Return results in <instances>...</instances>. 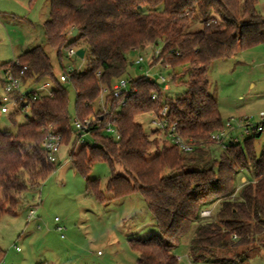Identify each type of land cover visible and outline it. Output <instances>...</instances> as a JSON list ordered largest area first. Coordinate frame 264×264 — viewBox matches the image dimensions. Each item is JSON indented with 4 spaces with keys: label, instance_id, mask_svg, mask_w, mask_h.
Returning <instances> with one entry per match:
<instances>
[{
    "label": "trees",
    "instance_id": "trees-1",
    "mask_svg": "<svg viewBox=\"0 0 264 264\" xmlns=\"http://www.w3.org/2000/svg\"><path fill=\"white\" fill-rule=\"evenodd\" d=\"M256 4L257 0H50L42 30L62 73H67L62 49L88 51L86 71L71 70L65 82L74 90L79 119L94 113L102 87L111 88L124 76L133 50L158 47L160 54L154 61L169 68L187 67V91L174 100L160 93L156 81L143 76L130 79V94L120 98L123 104L115 112L119 140L104 135L102 126L109 117L98 109L96 116L102 118L90 132L93 144L81 145L69 158L76 172L86 178L85 192L98 203L133 193L146 201L160 236L129 241L137 253L135 264H179L175 250L193 225L188 243L192 264H243L254 243L264 248V151L257 156L253 150L259 133L247 136L243 145L236 142L219 153V148L213 150L210 137L222 130L223 123L217 102L209 94L207 75L214 61L264 45V16ZM193 16H198L201 27L189 31ZM16 59L15 73L26 68L23 85L48 78L55 89L50 97L36 100L31 99L32 93L24 98L17 92L8 94L18 103V112L29 110V118L15 132L0 131V214L9 215H16L19 196L28 185L38 187L56 168L40 146L44 136L58 134L60 145L65 141L73 146L82 135L72 126L67 89L55 76L49 55L36 46ZM175 79L173 74L170 81ZM153 93L156 100L151 99ZM116 101L106 95L108 112L116 110ZM163 106L178 134L193 141L191 153L181 152L166 140L158 147L137 121L140 114ZM95 162L106 163L110 170L103 190L97 179H87ZM117 166L124 175L115 173ZM244 172L247 178L237 187V177ZM213 205L217 206L213 215L200 216Z\"/></svg>",
    "mask_w": 264,
    "mask_h": 264
},
{
    "label": "rangeland",
    "instance_id": "rangeland-1",
    "mask_svg": "<svg viewBox=\"0 0 264 264\" xmlns=\"http://www.w3.org/2000/svg\"><path fill=\"white\" fill-rule=\"evenodd\" d=\"M49 9L50 0H0V66L5 62L14 61L24 51L41 46L51 59L55 76L59 78L64 74L57 65L55 51L44 41L42 24L49 18ZM256 9L264 16V0H257ZM190 22L189 31L201 27L198 16H193ZM67 35L70 36V33ZM260 48L264 50V45L258 49ZM72 49L75 51L78 48ZM68 50H61V62L66 72L68 69L78 73L85 72L88 68V51L86 50L80 58L76 55L68 56ZM159 52L160 48L152 49L150 46L131 51L122 79L127 82V87H130L129 80L138 76L149 77L156 82L163 78L164 81L158 84V88L164 97L169 100L183 97L187 91V67L169 68L160 60L154 61ZM251 52L252 50H243L232 58L216 60L207 69L208 91L217 102L224 132L228 130V122L232 127L245 120L254 125L259 115L264 113V54ZM138 57H141L142 61L137 65L134 61ZM173 74L176 75L174 82L170 81ZM4 75V69L0 67V107L7 108L5 113L0 111V131L15 132L17 125L25 123L29 118V110L26 108L18 112V103L12 100L3 101L6 95ZM44 82H48L49 87L46 90H38ZM61 84L67 89V109L72 121L76 118L75 93L67 83ZM20 89L24 92L35 90L39 97H50L49 93L55 89V84L46 78L38 84H22ZM102 90L104 91V88L100 89V94L94 102V113L85 116L91 120L101 119L96 116L98 109L102 114L108 109L105 106L106 95L102 94ZM117 119L118 116L111 120ZM136 119L145 134L155 138L160 147L165 141L163 134L157 131L150 134L153 131L147 115L140 114ZM254 133L250 130V135ZM118 134L120 136L119 131ZM82 135L81 142L77 139L73 146H69L65 141V145H60L54 172L38 187L28 185L26 191L20 194L19 205L15 208L16 215L0 214V264H135L137 253L130 248L129 241L160 236L146 201L139 193L107 203H98L87 195L86 178L76 172L69 159L71 153L77 152L81 145L93 144L90 134ZM229 138L236 139L243 145L247 136L243 134L242 129L234 128L228 133L226 140ZM212 148L214 151L218 149L214 144ZM253 150L257 156L264 151V132L253 139ZM220 151L222 150L218 149L217 153ZM115 173L124 175L119 166L115 168ZM110 175L106 163L95 162L87 179H97L103 190ZM241 176L247 178L245 172L238 175L237 187L242 182ZM216 208L217 206L213 205L208 209L210 216ZM30 210H34L32 217H29ZM55 218L58 220L55 221ZM57 226L62 227V231H57ZM194 227L195 225L183 236L175 250L179 264H192L188 257V243ZM252 247L255 249L249 253L243 264H264V248L259 247L257 243Z\"/></svg>",
    "mask_w": 264,
    "mask_h": 264
},
{
    "label": "built area",
    "instance_id": "built-area-1",
    "mask_svg": "<svg viewBox=\"0 0 264 264\" xmlns=\"http://www.w3.org/2000/svg\"><path fill=\"white\" fill-rule=\"evenodd\" d=\"M67 53H68V56L75 55V51L73 49H69ZM141 61H142V58L138 57L134 61V64L138 65L141 63ZM17 65H18V60L15 59L14 61H12L10 65L3 68L4 74H5L4 77L6 81L4 85V90L6 92V95L3 97V101L7 102V101L12 100V102L16 103L15 99L11 98L8 95L11 92H17L21 98H24L26 93H32V97H31L32 100H36L37 98H40L39 96H37L35 90L24 92L20 89V86L23 84L22 76L24 75V71L26 68L22 67L17 73H15L14 69L17 67ZM70 71L71 69H68L67 73L61 74L59 76V81L61 83L62 82L65 83L67 81L68 73ZM145 79L151 81L149 77ZM160 80L161 82L164 81L163 78ZM48 87H49V83L44 82L39 86L38 90H46ZM103 88H104V91L102 90L103 91L102 94L110 95L113 99H117V104H116L117 107H120L123 104V100L120 98H125L126 96L130 94V91H131V87H127V82L124 79H122V77L116 79L112 83L111 88L102 87V89ZM166 88L167 87H164V89ZM51 94H52V91L49 93V95ZM151 99L156 100L157 94L153 93L151 95ZM0 111L2 113H5L7 112V108L2 106L0 107ZM116 111L117 110H114V112H111V111L108 112V110L106 109V111H104L103 113L105 116L109 117V120L106 121L102 127L103 133L109 138H112L113 140H119L120 138L118 134L117 126L113 122L115 120H111L112 118L115 119ZM145 114L149 118V123L152 126V131H157L163 134V137L167 141L168 144L176 146L183 153H191L194 150L195 146H194L193 141L190 139L186 140L181 135H179L175 124L169 121L168 116H167L168 114L167 106H163L162 108L158 110H151L150 112L145 113ZM92 120L89 117H84L81 119L76 117L71 121V123H72L73 128L76 131H79L81 133L83 132L84 134H90L93 128L101 124V119H97V121L95 120L92 121ZM114 125L116 126V128ZM226 128L228 129L226 132L220 130V131L212 133L210 137L212 144L216 145L221 150H226L229 144H234L238 142L236 139L232 140L231 138H229L228 141L226 140L228 137V133H230V131H233L234 128L242 129L243 134L245 136H250V130H252L255 133L264 132V113H261L259 115L258 121L254 125L250 124L247 120H245L244 122L242 121L240 124H238L236 127H232L230 122H228L226 124ZM82 136L83 135H81V137ZM80 140L81 138H79V141ZM60 143H61V137L58 134L49 132L44 136L43 140L40 143V146L45 152L46 158L49 161L55 162L57 160V153L59 151ZM244 181L240 182L239 185L243 184ZM32 215H34V210L29 211V217H32ZM208 216H210V210L207 209L201 212V217H208ZM57 220L58 219L55 218V221ZM56 230L60 232L62 231V227L57 226Z\"/></svg>",
    "mask_w": 264,
    "mask_h": 264
},
{
    "label": "crops",
    "instance_id": "crops-1",
    "mask_svg": "<svg viewBox=\"0 0 264 264\" xmlns=\"http://www.w3.org/2000/svg\"><path fill=\"white\" fill-rule=\"evenodd\" d=\"M259 47H261V45L255 47V48L250 49V50H252L251 53H253V54H264V50H262V48L258 49ZM24 52H25V51H24ZM21 54H22V53H21ZM8 62H9V61H8ZM5 63H6V62H5ZM240 179H242V181L245 180V178L242 177V176L240 177Z\"/></svg>",
    "mask_w": 264,
    "mask_h": 264
},
{
    "label": "water",
    "instance_id": "water-1",
    "mask_svg": "<svg viewBox=\"0 0 264 264\" xmlns=\"http://www.w3.org/2000/svg\"><path fill=\"white\" fill-rule=\"evenodd\" d=\"M75 34H76V30L73 31L72 35H75ZM75 55L82 58L84 55V50L82 48H78L77 50H75ZM157 83L158 84L161 83V80L159 79Z\"/></svg>",
    "mask_w": 264,
    "mask_h": 264
}]
</instances>
